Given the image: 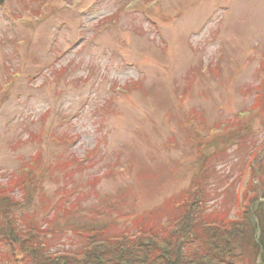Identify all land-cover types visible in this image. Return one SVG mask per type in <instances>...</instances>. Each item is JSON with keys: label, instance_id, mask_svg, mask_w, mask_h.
Instances as JSON below:
<instances>
[{"label": "rangeland", "instance_id": "rangeland-1", "mask_svg": "<svg viewBox=\"0 0 264 264\" xmlns=\"http://www.w3.org/2000/svg\"><path fill=\"white\" fill-rule=\"evenodd\" d=\"M30 1L0 7V187L33 163V183L15 187L16 206L0 205V223L13 220L21 238L28 230L19 225L29 223L50 247L44 254H79L102 232L117 237L139 223L161 231L189 197L193 226L221 212L244 219L206 248L196 245L202 237L181 241L179 262L263 264L264 170L230 185L249 160L264 165V104L251 110L264 80V0H155L145 18L143 5L127 9L133 0ZM37 4L63 12L42 22L31 11ZM13 11L38 25L21 28ZM217 57V72H203ZM238 111L252 115L239 135L197 156L183 114L204 135ZM197 247L211 257L199 260ZM10 254L0 245L8 264Z\"/></svg>", "mask_w": 264, "mask_h": 264}, {"label": "trees", "instance_id": "trees-1", "mask_svg": "<svg viewBox=\"0 0 264 264\" xmlns=\"http://www.w3.org/2000/svg\"><path fill=\"white\" fill-rule=\"evenodd\" d=\"M259 104H264V98L259 99ZM243 125L244 123H241L239 125L240 129L236 131L238 135L243 130L241 129V126ZM229 135L232 134H225L222 137L217 138L212 137L209 141V144L204 143L203 145L197 147L196 155L200 156L201 158H205L206 156H208L207 151L210 150L209 148L213 147V149H217L220 144L219 142L223 141V139L225 137H228ZM241 136L242 141H240V143H244L247 138L245 135H243V133ZM235 138H238V136L233 135L229 138L230 140L227 139L226 141H231ZM251 152L252 150L249 152V155L251 154ZM250 162L251 161H249V163ZM251 166L252 168L250 173L252 174V179H254V177H258L259 175L260 177H262L261 171L264 170V165H259L258 163H256L255 165ZM30 180L31 179L23 177L21 178V180H19L17 186L21 188V186H24ZM198 194L203 195L204 190L201 188ZM191 201V199L189 201V197L184 198V200L181 201L182 205L179 207V209H177L179 210V212H177V215H175L171 223L169 222L170 224L163 226L161 228V231L157 232L151 228L146 229L144 225H142V223H139L138 225L141 226L139 227V229L142 228L140 229L142 230V233L139 237L136 238L123 237V231H125L126 233H131L127 228L122 230L117 237H105V234H103L102 231H96L97 233H92L90 234V236L93 234H100L101 232L102 233L94 237V242L91 243L93 248H91V246L88 244H84V246L82 247V251L79 254H73V252L71 251L67 252V254L64 255H59L56 253L44 254L46 248L50 250V247L47 246L48 243L46 239H42L39 238V236L36 237L30 234L29 232H31V229L29 228V223H21V226L19 225L20 232H18L19 230H17L18 233H24L26 230L28 231L26 232V235L24 237H18L12 232V230L16 228L13 220H11L10 222L1 220L2 223H0V245L7 247V249L11 252V254L9 255L10 258H8V261L11 262V264H183L182 261L179 262V249L176 248L178 246L177 244H180L181 241H183L182 244H184L189 237H202V240H200L196 245L206 248V246L208 245L206 242L212 241L211 237L214 236L217 239L224 235H230V231L235 232L237 229L242 228V226L240 227L241 224L238 222L232 223L230 225H225L221 221H219L220 219L218 218H212L209 222L202 221L199 225L196 226L191 225L190 223L193 222V220L191 219L192 216H190L192 212H188V209L190 208L189 203H191ZM0 205L13 207L16 206L17 203L8 198L0 197ZM243 219L241 220V222L243 221ZM3 222L7 223V225ZM261 222L264 225V218L261 220ZM11 227H13L14 229H12ZM72 227L73 229H77L78 226ZM167 237L171 238V243L163 245V242ZM208 237H210V239H208ZM173 241L174 244H172ZM262 241L263 243L259 241L257 251L264 254L263 237ZM15 246L17 247L15 248ZM159 250H162V252H165L167 255L165 256L162 252H158ZM16 251H19V253H22L24 256L22 258H19L20 254L17 255ZM196 252H199L198 247L196 249ZM194 254L199 260H202L203 258L209 259L211 257V255H205L200 252L199 254ZM182 259L184 258L182 257ZM182 259L180 258V260ZM262 262L264 264V256ZM0 264L8 263L0 258ZM191 264L196 263L192 262Z\"/></svg>", "mask_w": 264, "mask_h": 264}]
</instances>
